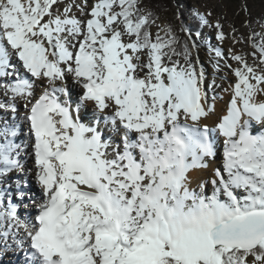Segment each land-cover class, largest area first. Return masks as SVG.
Here are the masks:
<instances>
[{"label":"snow or ice","instance_id":"6c2138e0","mask_svg":"<svg viewBox=\"0 0 264 264\" xmlns=\"http://www.w3.org/2000/svg\"><path fill=\"white\" fill-rule=\"evenodd\" d=\"M182 31L191 48L142 0H0V252H23L24 264H264V38L248 37L252 63L209 46L214 73L235 78L213 127L221 85ZM219 137L207 195L192 174Z\"/></svg>","mask_w":264,"mask_h":264},{"label":"rangeland","instance_id":"374dc122","mask_svg":"<svg viewBox=\"0 0 264 264\" xmlns=\"http://www.w3.org/2000/svg\"><path fill=\"white\" fill-rule=\"evenodd\" d=\"M81 1L83 0H77L78 3H80ZM147 2L148 0H142V8L144 10H147V8L145 7ZM187 11H189V13H194V14L199 13L201 15H204L205 18L208 20L209 25H212V26L205 25L201 27V29L198 31L201 34L199 39H197L195 34H193V37H192L193 40H196L198 44L202 45L199 52L193 51V60L195 61V59L198 56L201 63L204 65L207 71L209 81H211L215 77L216 80H218V83H220L221 87L222 85L224 86L222 89H220V93H217L220 96V99L215 101V108L216 107L217 108H216L214 115H219L220 113L218 112L223 111L224 106L225 105L227 106L226 99H228L227 100L228 102L231 97V91L230 90L223 91V89L228 88L229 83H234L235 78L232 76L230 70H228L227 68H223V67L221 68L220 72L214 73L213 67H212V64L214 61V53H210L208 51V48L209 46H212L214 48L219 47L224 52L225 56H227L229 48H232V49L234 48L237 51L236 49L237 45L240 46V48L242 49L243 48L246 49V47L249 46L248 37L250 33L254 32V33L259 34L257 36V40L264 38V0H173L170 10H167L161 13L157 23L161 24L162 26L170 24L173 30L175 31V33H179L180 35L184 36L188 40L189 46L191 48L192 41H190L188 39L187 34L184 31H182V26L188 30L193 31V29L189 25V15L185 13ZM76 15H80V13L76 12ZM217 22H219L223 26V32L225 33V36H226V39L223 42V44H221L219 41L215 39L217 30L214 27V25ZM249 23L251 24L250 28L246 26ZM156 31L157 29L154 27L152 29L153 34H155ZM233 36L240 39L243 43H234L232 39ZM236 53L241 54L239 52H236ZM248 56H250V58H248L247 60H250V59L252 60V55L248 54ZM220 63L221 65H223V61H220ZM229 63H232L233 67H236L235 63L232 62L231 60H229ZM220 77H226V79L221 80ZM0 99H3L2 95H0ZM21 105L23 107L22 102H21ZM82 113L86 115V118L82 122L86 124L89 123V118L92 117L91 105L84 108ZM9 118L11 119V114H9ZM20 130H17V131L19 132ZM23 131L24 130H22V132ZM103 131H104V137L108 138L106 137L108 130L104 129ZM20 134H23V133H21L20 131ZM114 140H118V138ZM221 142H223V139L222 137H219L218 142H217L218 146L221 144ZM217 151L218 153H221V150L217 149ZM26 158L28 157L26 156ZM26 158H25V155L21 156L22 163H24ZM213 164H214L213 166L214 169L217 168L222 171V165L220 168H218L216 166L217 163H213ZM26 168H30V167L27 166L26 164ZM211 172L212 171L210 170L208 171V176H210ZM20 174L12 173V176L14 178L21 177V181H22L23 175L22 174L20 175ZM208 176H205L207 177L205 180L207 182L206 186H208L205 188V190H207V188L212 189V186H209L210 181L208 179ZM29 182L31 186H34L33 182L30 179H29ZM199 182H203V180L199 179ZM194 185H195V189L199 190V188L196 187V182L194 183ZM206 194L209 195L208 193ZM13 202L14 203L16 202L15 197L13 198ZM7 203H8V200L7 198H5L4 200L5 206L7 205ZM23 212H24V209L22 207L18 208V213L20 214V217L22 215V218H23ZM16 255H20V258L24 259L23 252L18 251L16 252ZM12 256H13L12 253H3V252L0 253V264H11L10 259H3V258H6V257L11 258Z\"/></svg>","mask_w":264,"mask_h":264},{"label":"bare ground","instance_id":"6f19581e","mask_svg":"<svg viewBox=\"0 0 264 264\" xmlns=\"http://www.w3.org/2000/svg\"><path fill=\"white\" fill-rule=\"evenodd\" d=\"M83 1H81L80 3H82ZM88 3H89V5H91V3H92V0H88ZM77 16H80V15H77ZM81 19H83V17H80ZM227 42V41H226ZM241 43H243V42H241ZM227 44V43H226ZM237 45V44H236ZM235 45V46H236ZM245 45V44H244ZM237 48V51L234 49L233 51H236V52H239V53H241L242 55H244L247 59L248 58H250V56H248V54H250L251 55V53L254 51L250 46H247L246 47V49H242V48H240V46H236ZM239 48V49H238ZM248 62L249 63H252V60L250 59V60H248ZM216 82L218 83V80H216ZM220 82V81H219ZM218 84H220V83H218ZM69 86H70V88H71V91L72 92H77L78 91V89H76L75 87H72L71 86V80H69ZM224 86L222 85V87L220 88V89H222ZM226 88V87H225ZM220 89H217V93H220ZM43 91V89L42 88H40V87H37L36 88V92H37V95L38 94H40L41 92ZM227 98V97H226ZM73 99H75V96L73 97ZM258 99H260V97H258ZM227 100L228 99H226V103H227V106H228V102H227ZM21 104H19L18 105V109H19V112H18V115H17V117H16V123L17 124H19V128H18V130H20V129H22V128H25V126H27V121H26V116H22L23 115V107H22V105L20 106ZM227 106L225 105L224 106V110L223 111H220V112H218V113H220L219 115H212V117H211V120L208 122L211 126H215V123L216 122H218L219 121V119L223 116V115H225L226 114V112H227ZM217 108V107H216ZM222 108V107H221ZM21 109V110H20ZM219 110V109H218ZM217 110V111H218ZM82 112H83V110H82ZM255 127H258V125H255ZM27 130H28V128H26ZM105 130H107V129H105ZM21 133H23V134H20V131L18 132L17 131V139H16V141L17 142H19V143H21V142H24V141H26L27 140V138L28 137H23V135H25L27 132L26 131H21ZM109 136H112V138L113 139H117L118 137H116V136H114V134H112V133H110L109 131H107V134H106V137H109ZM222 139H223V137H222ZM28 151L30 152L31 151V149L29 148L28 149ZM23 155V154H22ZM26 160H28L27 161V166H29L30 168L32 167V160H31V158L30 157H28V158H26ZM222 160H223V151L221 152V153H218L217 152V149H216V157L215 158H213V159H209V160H207V163H208V165H209V167L207 168V169H202V170H195L194 172H193V176L194 177H196V180L197 181H199V179H202L203 180V182H205V180H206V178L207 177H205V176H208V171L210 170V171H212L211 172V174H210V176H208V179H209V181H211L212 180V178H213V173H214V171L217 169H214V164L213 163H217V167L218 168H220L221 167V165H222ZM21 162H22V160H21ZM15 173V172H14ZM13 173V174H14ZM15 174H17V173H15ZM20 174V173H19ZM11 175H12V173H11ZM21 175V174H20ZM23 175V174H22ZM20 179H21V177H19ZM29 179L33 182V185L34 186H31V191H33V192H36V191H38V189L36 188V186H35V181H34V179H33V177L32 176H29ZM194 183L195 182H193V184L191 185V187L194 189V190H196L195 189V185H194ZM209 186H212L211 185V183L209 182ZM206 187H208V186H206ZM15 188V185L13 184L12 185V189H14ZM196 191H200V189L199 190H196ZM206 191V193H208L209 195L211 194V192H212V189L211 188H207V190H205ZM21 219H23L22 218V215H21ZM16 252H18V251H8V252H3V253H12L13 254V256L11 257V258H3V259H10V261H11V264H24V259H22V258H20V255H16ZM0 253H2V252H0Z\"/></svg>","mask_w":264,"mask_h":264},{"label":"trees","instance_id":"16d2710c","mask_svg":"<svg viewBox=\"0 0 264 264\" xmlns=\"http://www.w3.org/2000/svg\"><path fill=\"white\" fill-rule=\"evenodd\" d=\"M172 2H173V0H148L145 7L147 8V10H150L154 13V15H155V17H157V21H158L161 13H163L167 10H170ZM185 13H187L189 15V25L193 29V31L192 30H190V31L193 34H195L197 31H199L201 29V27L199 26V21H198L197 17L194 15V13H189V11H187ZM175 34L180 39V41L182 43L186 42V43H188V46H189V42L184 36L180 35L179 33H175ZM161 35H163V33Z\"/></svg>","mask_w":264,"mask_h":264}]
</instances>
